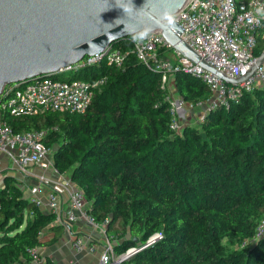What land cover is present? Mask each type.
I'll return each instance as SVG.
<instances>
[{
    "label": "trees",
    "instance_id": "1",
    "mask_svg": "<svg viewBox=\"0 0 264 264\" xmlns=\"http://www.w3.org/2000/svg\"><path fill=\"white\" fill-rule=\"evenodd\" d=\"M116 43L128 51L122 67L102 63L76 72L107 77L85 113L49 111L8 122L16 131L53 128L46 142H58L55 167L84 191L97 221L108 220L106 232L119 233L116 253L144 245L127 263L264 264V236L252 240L264 212V89L208 112L200 129L176 132L160 71L136 58L130 36ZM263 49L260 37L256 54ZM177 79L186 100L210 97L191 74ZM64 227L24 195L17 178L4 176L0 264H31L29 249L58 240ZM49 231L55 235L45 239Z\"/></svg>",
    "mask_w": 264,
    "mask_h": 264
},
{
    "label": "built area",
    "instance_id": "2",
    "mask_svg": "<svg viewBox=\"0 0 264 264\" xmlns=\"http://www.w3.org/2000/svg\"><path fill=\"white\" fill-rule=\"evenodd\" d=\"M175 16L183 28L182 38L210 66L229 77L236 78L247 74L264 51L263 49L260 54H256L259 38H264V0H187ZM130 43L139 61L149 69L160 71L163 88L167 89L166 83L170 75L179 72L191 74L208 88L210 97L207 100L190 102L182 96L169 97L171 128L176 132H181L185 126L178 117L181 110L186 111L195 106L205 107L200 115L202 122L208 112L219 107L228 109L238 103L246 92H252L256 88L264 89V62L248 79L235 85L225 82L217 73L180 55L160 31H152L150 38L139 46L133 43L130 36ZM172 49L179 55L174 61L169 57ZM107 50V53L84 56L57 72L35 77L16 88L9 84L0 95V173L13 175L15 171L18 174L13 176L17 179L19 176L36 179L39 185L36 193L31 195V200L39 208L47 205L50 212L56 215V220L69 231L72 223L80 216L93 228L107 234L108 220L98 222L89 212L84 191L71 182V178L64 177L66 172H60L56 167L53 169L62 177V185L69 195V207L64 211L57 182L49 180L44 174L38 175L31 171L32 167H42L45 161L49 162L51 146L46 141L53 128L16 131L7 118L38 115L49 111L85 113L92 104L96 90L107 82V77L91 80L76 76V72L102 63L122 67L128 51L118 43L110 45ZM43 184L46 186L45 196L40 193ZM263 236L264 212L252 240L256 241ZM158 237L160 234H155L149 238L147 244ZM71 242L77 252L86 250L94 253L99 249L96 243H91L83 235L72 231ZM142 247L144 245L130 247L117 254L115 242L106 235V241L100 246L98 264H129L124 260L125 257L130 258L132 253ZM131 248L133 252L129 253ZM29 252L31 264H45L41 247L33 246Z\"/></svg>",
    "mask_w": 264,
    "mask_h": 264
},
{
    "label": "water",
    "instance_id": "3",
    "mask_svg": "<svg viewBox=\"0 0 264 264\" xmlns=\"http://www.w3.org/2000/svg\"><path fill=\"white\" fill-rule=\"evenodd\" d=\"M104 2L109 6L106 11H102ZM186 2L150 0L145 11L135 15L152 25L153 31H160L180 55L217 73L225 82L236 85L248 79L264 62V51L247 74L232 78L199 56L182 38L183 28L177 21L175 30L165 31L148 19L149 12L158 17L165 8L176 14ZM131 3L139 10L147 0ZM138 26L127 19L116 0H0V95L9 84L16 88L84 56L107 53L110 45L131 36Z\"/></svg>",
    "mask_w": 264,
    "mask_h": 264
},
{
    "label": "crops",
    "instance_id": "4",
    "mask_svg": "<svg viewBox=\"0 0 264 264\" xmlns=\"http://www.w3.org/2000/svg\"><path fill=\"white\" fill-rule=\"evenodd\" d=\"M183 112L184 111L181 110L180 113ZM36 168L41 170L40 173L46 175L49 180L57 182V187L63 198V209L64 211L68 209L69 195L66 188L62 185V177L59 175L56 176L53 173V167L48 164V161H45L42 167H32L31 171L35 174H37L35 172ZM64 175L65 178H71L68 172ZM17 180L18 182H21V185L26 186L28 189L33 190V193H36V188L39 185V182L36 179L28 176H19V179ZM71 182H73L72 179ZM40 193L43 196L46 194V186L44 184L42 185V190ZM41 210L44 212H50V209L47 205L42 206ZM71 231L72 233L83 235L91 243H96L99 246V249L94 253H90L86 250L77 252L72 246ZM57 234L59 235L58 240L51 244L41 246L45 262H47V260H51L55 264H98L100 246L106 241V235H109L108 233L105 234L100 229L93 228L85 219L80 216L75 222L72 223L70 226V231L66 229L65 226L61 230H57ZM54 235L55 233L53 231H49L45 234V239H51Z\"/></svg>",
    "mask_w": 264,
    "mask_h": 264
},
{
    "label": "clouds",
    "instance_id": "5",
    "mask_svg": "<svg viewBox=\"0 0 264 264\" xmlns=\"http://www.w3.org/2000/svg\"><path fill=\"white\" fill-rule=\"evenodd\" d=\"M149 2L150 0H147V3H145L142 8L137 10L134 7V5L131 3V0H116L117 6L124 11V13L127 16V19L135 20L136 23L139 25L138 28L134 32L130 33L133 43H135L137 46H139L144 41L149 39L153 31L152 25H146L142 17L135 15V14L144 12ZM104 3H105V7L102 11L108 10V7H109L106 2ZM148 19L152 20L153 24L156 27H159L165 31H172V30H175L177 27L175 14L169 11L167 8L161 11L158 17H153L151 13L149 12ZM117 20H124V19H117ZM126 27L127 26L125 25V29Z\"/></svg>",
    "mask_w": 264,
    "mask_h": 264
},
{
    "label": "rangeland",
    "instance_id": "6",
    "mask_svg": "<svg viewBox=\"0 0 264 264\" xmlns=\"http://www.w3.org/2000/svg\"><path fill=\"white\" fill-rule=\"evenodd\" d=\"M169 55L168 56L173 61L179 57V55L174 51V49L169 51ZM166 84H167V90H168L169 95L171 97L178 98V97L182 96L179 92L177 74L170 75V78ZM205 109L206 108L203 106H195L194 108H191V109L188 108L186 111L184 110L183 113L179 112L178 117L181 119V121L183 122V124L185 126L190 125V126L196 127L197 129H200V126H201L200 115L202 114V112L205 111ZM57 143L58 142L53 143L51 145V153H50L49 158H48L49 159L48 164L51 165L53 167V169L55 167L53 157H54V152H55L56 147H57ZM35 172L38 175H42L40 173L41 170H39L37 168H36ZM53 173L56 176L59 175L57 172H55V170L53 171ZM17 174H18L17 172L13 171V175L17 176ZM66 174H67V172H66ZM5 175H6V172L0 173V186L3 184V179H4ZM18 185L22 189L24 195L31 198V195L33 194V190L28 189L26 186L21 185V182H18ZM109 236L115 243L120 242L119 233L113 232V233L109 234ZM233 246H234V248H239V249L242 248L238 244H235ZM129 264H132V263H129Z\"/></svg>",
    "mask_w": 264,
    "mask_h": 264
},
{
    "label": "bare ground",
    "instance_id": "7",
    "mask_svg": "<svg viewBox=\"0 0 264 264\" xmlns=\"http://www.w3.org/2000/svg\"><path fill=\"white\" fill-rule=\"evenodd\" d=\"M128 252H129V253H132V252H133V249H132V248H131V249H129V250H128Z\"/></svg>",
    "mask_w": 264,
    "mask_h": 264
}]
</instances>
